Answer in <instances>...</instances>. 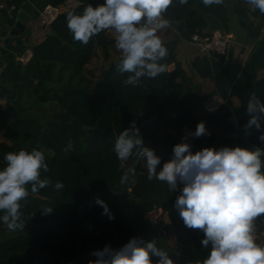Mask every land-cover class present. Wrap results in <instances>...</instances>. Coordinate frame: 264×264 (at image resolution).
Instances as JSON below:
<instances>
[{"label":"trees","instance_id":"obj_1","mask_svg":"<svg viewBox=\"0 0 264 264\" xmlns=\"http://www.w3.org/2000/svg\"><path fill=\"white\" fill-rule=\"evenodd\" d=\"M22 1L8 3L16 11ZM102 3L104 0H88L72 10L82 14L88 4L95 7ZM209 16L226 25L223 3L205 6L202 0H188L181 5L179 0H173L164 13L171 23L169 28L186 39L194 33H204ZM49 29L30 49L32 55L23 65L29 80L17 87L14 104L20 112L63 114L74 122L26 116L15 117L4 126L0 168L7 152L39 148L45 152L49 165V171L41 172V178H48L51 183L35 194L28 186V197L20 201L23 230L9 231L0 221V230L13 233L0 240V264H87L83 253L91 246L118 250L130 238L143 240L106 203L114 219L103 215L104 209L96 203L102 192L121 188H130L141 214L146 215L153 205L168 211L178 263L201 264L210 245H201L203 232L186 228L174 207L183 185L178 183L177 190H169L166 183L149 181L145 163H134V158L124 168L135 167V174L121 184L124 169L112 151L115 137L133 123L141 134L161 125L176 130L196 128L194 115L180 107L166 90L167 83L184 78L174 52L168 49L169 55L161 61L174 64L172 70L154 80L142 78L140 87L125 86L123 81L130 73L118 72L120 60L109 63L96 80L87 67L98 47L104 58L108 57L110 41L105 38L106 32L92 37L87 45L76 42L67 28L64 12ZM255 115L260 118L261 128L250 127L246 140L249 146L264 149V142L259 140L264 134V114ZM144 141L155 149L162 163L172 158V148L178 143ZM57 181L63 182L62 189H55ZM45 207L53 211L44 214ZM3 214L0 212V216Z\"/></svg>","mask_w":264,"mask_h":264},{"label":"clouds","instance_id":"obj_2","mask_svg":"<svg viewBox=\"0 0 264 264\" xmlns=\"http://www.w3.org/2000/svg\"><path fill=\"white\" fill-rule=\"evenodd\" d=\"M202 2L211 6L222 4L223 0ZM245 2L264 14V0ZM179 3L187 4L188 0ZM172 4L173 0H104L95 7L88 4L82 14L67 11V28L73 40L83 45L101 32H114L115 48L121 53L117 70L121 74L130 73L123 84L140 87L142 78L154 80L170 70L168 63L161 62L169 50L158 32L171 26L164 13ZM247 112L264 114V103L254 93L248 100ZM253 125L261 128L258 115H252L245 127ZM188 135L199 138L210 133L205 122L200 121ZM187 139L185 136L175 144L172 158L162 163L155 149L145 145L135 123L124 128L112 146L124 169L120 183H127L135 174V167L124 168L134 158V163H145L149 181L166 183L169 190H177L178 183L182 184L174 207L186 228L203 232L201 245L205 248L210 245L201 264H264V243L257 242L264 231H258L254 223L264 217V160L261 159L264 149L222 146L193 152ZM259 140L264 142V134ZM4 161L0 168V212L4 213L0 221L14 232L24 229L20 201L28 197V186L31 185L35 194L51 183L50 179L41 178V172H48L49 165L45 152L39 148L7 152ZM54 187L59 190L64 184L57 181ZM96 203L104 209L103 215L114 219L103 200L97 198ZM52 211L51 207L43 210L44 214ZM91 255L95 259L88 264H174L154 240L135 237L118 250L105 246Z\"/></svg>","mask_w":264,"mask_h":264},{"label":"crops","instance_id":"obj_3","mask_svg":"<svg viewBox=\"0 0 264 264\" xmlns=\"http://www.w3.org/2000/svg\"><path fill=\"white\" fill-rule=\"evenodd\" d=\"M86 1L88 0H23L15 11V18L18 10L22 9L30 19L25 23V30L13 36H9V31L15 19L10 23L5 12H0V141L5 140L3 128L9 120L39 113L20 112L14 104V96L17 87L29 80L17 56L25 49H31L50 32L49 27H43L38 20L40 9L50 3L57 5L61 12L67 13ZM223 5L227 15L226 25H221L209 16L204 33L223 34L228 37L229 48L225 56L199 52L188 39L169 27L158 32L165 46L174 52L184 72V78L167 83L168 94L180 107L194 115L196 125L200 121L205 122L210 133L199 138L188 137L186 142L191 144L193 152L203 147L254 148L246 140L249 128L245 125L255 115L247 112V103L253 93L260 98L261 103L264 100V14L259 9L253 10L245 0H223ZM105 38L110 44L108 57L98 59L102 70L109 63L121 59V53H114V32H106ZM99 50L101 48H96L91 62L96 60ZM90 63L87 67L94 70L95 64ZM169 66L170 70L174 68V64ZM100 72L97 71V74L100 75ZM211 95H220L225 104L215 112L207 113L202 109V103ZM183 129L176 130L161 125L141 135L148 141L159 144L171 141L180 143L185 137ZM99 198L113 210L122 223L139 234L144 241L154 240L158 248L168 253L174 264H179L174 229L170 225L168 211L159 208L162 221L159 224L149 222L146 215L140 213L139 202L133 198L130 188L104 191ZM11 234L13 233L0 230V240ZM95 250L99 249L91 246L83 253L87 264L89 260L95 259L91 255Z\"/></svg>","mask_w":264,"mask_h":264},{"label":"built area","instance_id":"obj_4","mask_svg":"<svg viewBox=\"0 0 264 264\" xmlns=\"http://www.w3.org/2000/svg\"><path fill=\"white\" fill-rule=\"evenodd\" d=\"M11 0H0V10L4 11L9 20L15 19V6L9 4ZM61 13V9L57 5L50 3L45 4L38 13V20L43 27H50L52 22ZM188 42L193 45L199 52L204 54H218L225 56L229 48V39L223 34H206L194 33ZM30 49H25L18 56L17 60L24 65L31 57ZM225 104V100L220 95H211L202 103V109L207 113H212L218 110ZM194 132L192 129L184 128L183 134L190 137L188 134ZM160 207L152 206V209L147 212L146 218L149 222L159 224L162 221ZM258 231H264V219L257 218L254 221ZM258 243H264V236H260Z\"/></svg>","mask_w":264,"mask_h":264},{"label":"rangeland","instance_id":"obj_5","mask_svg":"<svg viewBox=\"0 0 264 264\" xmlns=\"http://www.w3.org/2000/svg\"><path fill=\"white\" fill-rule=\"evenodd\" d=\"M114 53H116L117 55H119V51L115 48L114 49ZM116 56V55H115ZM99 57L101 58V57H103L104 58V56L102 55V51L101 50H99V52L97 53V56H96V60H94L93 62H91L90 63V65H93V64H95V69L94 70H92V71H95V73H94V80H96L98 77H99V74H97V71L98 72H102L103 70H102V67L100 66V64H99ZM105 59V58H104ZM100 72V73H101ZM31 114H28V116H30ZM33 116H36V117H38L39 119H41V120H46V119H48V118H54V119H58V120H62V121H65V120H67V119H69L67 116H65V115H63V114H42V113H34V114H32ZM31 115V116H32ZM69 120H71V119H69ZM72 122H74L73 120H71Z\"/></svg>","mask_w":264,"mask_h":264},{"label":"water","instance_id":"obj_6","mask_svg":"<svg viewBox=\"0 0 264 264\" xmlns=\"http://www.w3.org/2000/svg\"><path fill=\"white\" fill-rule=\"evenodd\" d=\"M30 19V17L25 13L24 10H18L16 18L14 20L13 26L9 31V36L18 35L25 30V23Z\"/></svg>","mask_w":264,"mask_h":264}]
</instances>
